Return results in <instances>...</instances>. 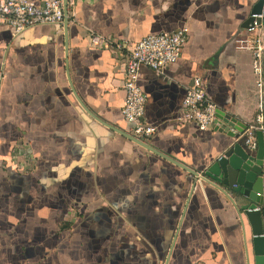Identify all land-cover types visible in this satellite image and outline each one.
<instances>
[{"label": "crops", "instance_id": "obj_1", "mask_svg": "<svg viewBox=\"0 0 264 264\" xmlns=\"http://www.w3.org/2000/svg\"><path fill=\"white\" fill-rule=\"evenodd\" d=\"M257 1L72 0L67 26L14 35L0 25V264H255L248 220L203 175L229 138L218 120L200 130L179 117L199 77L218 111L252 121V55L241 46L264 37V24L242 27ZM181 27L178 60L163 74L141 66L137 80L143 120L156 127L145 142L177 164L96 119L129 134L124 49L90 35L130 49ZM19 140L35 159L26 172L11 158Z\"/></svg>", "mask_w": 264, "mask_h": 264}, {"label": "built area", "instance_id": "obj_2", "mask_svg": "<svg viewBox=\"0 0 264 264\" xmlns=\"http://www.w3.org/2000/svg\"><path fill=\"white\" fill-rule=\"evenodd\" d=\"M71 3L72 0H67V5ZM251 16L253 22L252 26L247 28L249 32L261 26L256 19L264 16V7L259 13H253ZM63 19V0H45L43 4H37L34 0H0V25L9 27L14 35L29 26L62 23ZM90 38L92 43L104 48L112 47L117 51L124 49L122 61L125 96L121 114L129 125V134L145 142L155 132L156 127L143 120L147 96L137 83L140 67L148 66L156 73L163 74L166 67L180 57L187 40V28L181 27L173 31L146 35L130 49H126L122 43L96 33H91ZM241 48L248 50L252 55L251 67L255 77V94L258 100L254 118L243 132L244 144L254 150L257 147L255 133L263 129L264 122L263 35L258 34L244 40ZM216 110L217 105L206 96L201 79L194 77L182 99V115L179 119L193 122L198 129L205 130L216 122ZM11 158L19 172L34 168L35 159L27 141L19 140L15 143Z\"/></svg>", "mask_w": 264, "mask_h": 264}, {"label": "water", "instance_id": "obj_3", "mask_svg": "<svg viewBox=\"0 0 264 264\" xmlns=\"http://www.w3.org/2000/svg\"><path fill=\"white\" fill-rule=\"evenodd\" d=\"M262 7H264V0H258L253 6L249 19L243 23L242 27L245 29L251 27L253 22L251 15L259 13ZM63 12V21L67 26V0H63ZM256 21L259 25L264 24V16L261 19H256ZM216 118L220 123L218 131L228 137L229 140L225 144L223 153L205 168L203 175L223 187L235 201L242 215L246 217L251 227L255 264H264V209L262 210L259 207L257 209V204H264V122L263 129L257 130L255 133L257 147L253 150L248 148L243 141V132L247 124L242 123L230 113L218 110H216ZM96 119L136 144L153 151L171 162L180 164L174 159L154 150L146 142L134 138L127 132L116 129L98 117ZM182 166L191 175H198V173L188 167Z\"/></svg>", "mask_w": 264, "mask_h": 264}, {"label": "trees", "instance_id": "obj_4", "mask_svg": "<svg viewBox=\"0 0 264 264\" xmlns=\"http://www.w3.org/2000/svg\"><path fill=\"white\" fill-rule=\"evenodd\" d=\"M261 209L263 210V207H261Z\"/></svg>", "mask_w": 264, "mask_h": 264}]
</instances>
